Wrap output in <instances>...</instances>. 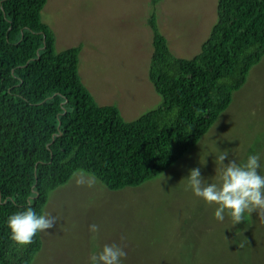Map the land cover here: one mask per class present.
<instances>
[{
    "label": "trees",
    "instance_id": "trees-1",
    "mask_svg": "<svg viewBox=\"0 0 264 264\" xmlns=\"http://www.w3.org/2000/svg\"><path fill=\"white\" fill-rule=\"evenodd\" d=\"M152 0L149 78L162 103L126 121L99 105L80 76L82 45L58 51L42 20L48 0H0V264H32L41 233L24 247L6 221L44 212L78 171L108 189L136 187L181 160L231 105L264 57V0H217L199 52L177 56Z\"/></svg>",
    "mask_w": 264,
    "mask_h": 264
},
{
    "label": "rangeland",
    "instance_id": "rangeland-1",
    "mask_svg": "<svg viewBox=\"0 0 264 264\" xmlns=\"http://www.w3.org/2000/svg\"><path fill=\"white\" fill-rule=\"evenodd\" d=\"M151 1L48 0L42 11L58 51L83 46L80 76L96 102L118 106L126 121L162 103L149 78ZM216 9L217 0H159L158 23L177 56L199 52ZM216 146L228 151L225 163L261 154L264 174V57L198 144L160 176L113 191L78 171L53 191L44 212L58 222L41 233L32 264H89L105 244L127 251L124 264H264V211L239 224L217 221L215 207L186 190L184 179L197 167L209 182L218 180ZM93 223L98 233L89 232Z\"/></svg>",
    "mask_w": 264,
    "mask_h": 264
},
{
    "label": "clouds",
    "instance_id": "clouds-1",
    "mask_svg": "<svg viewBox=\"0 0 264 264\" xmlns=\"http://www.w3.org/2000/svg\"><path fill=\"white\" fill-rule=\"evenodd\" d=\"M217 148V146H216ZM227 150L217 148L215 155L216 182H209L199 167L191 169L184 179L186 190H190L207 205L215 207L214 219L224 221L229 217L234 224L244 221L246 215L264 211V174L261 172V154H249L245 162L228 160ZM216 175V174H215ZM83 183V181H77ZM5 201H0L4 203ZM58 222L57 217L47 212H37L34 208L17 211L6 221L11 239L20 247L30 245L37 234L48 233ZM90 233H98L100 226L90 224ZM127 251L118 244H105L89 257V264H124Z\"/></svg>",
    "mask_w": 264,
    "mask_h": 264
}]
</instances>
